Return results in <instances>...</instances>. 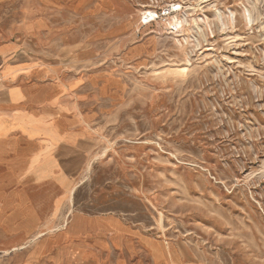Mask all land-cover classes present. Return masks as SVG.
<instances>
[{
	"label": "rangeland",
	"instance_id": "rangeland-1",
	"mask_svg": "<svg viewBox=\"0 0 264 264\" xmlns=\"http://www.w3.org/2000/svg\"><path fill=\"white\" fill-rule=\"evenodd\" d=\"M1 1L48 23L21 114L57 127L40 152L58 168L32 187L49 227L108 215L142 264L150 244L154 264H264V0Z\"/></svg>",
	"mask_w": 264,
	"mask_h": 264
},
{
	"label": "crops",
	"instance_id": "crops-1",
	"mask_svg": "<svg viewBox=\"0 0 264 264\" xmlns=\"http://www.w3.org/2000/svg\"><path fill=\"white\" fill-rule=\"evenodd\" d=\"M20 10L0 0V264H142L143 239L121 220L68 210L53 230L49 224L56 222L45 211L47 203L32 196L35 182L58 168L40 152L42 136L52 144L58 133L55 125L44 131L34 127L41 116L37 112L21 114L39 102L29 86L27 59L32 39L44 34L48 23L42 14ZM59 208L54 201L55 214ZM153 246L148 247L151 264L156 260Z\"/></svg>",
	"mask_w": 264,
	"mask_h": 264
},
{
	"label": "bare ground",
	"instance_id": "bare-ground-1",
	"mask_svg": "<svg viewBox=\"0 0 264 264\" xmlns=\"http://www.w3.org/2000/svg\"><path fill=\"white\" fill-rule=\"evenodd\" d=\"M180 9L179 6H177L176 8H172L173 12H176ZM141 22L140 23H150L153 22L157 19V15L154 11H150V10H146L141 14V17H139ZM186 23V19L185 17H181V13L180 14H175L174 16H172L171 18H169V21L167 23V27H171L174 30H176V32L178 31H182L184 28V24ZM249 23V21H248ZM222 25V24H221ZM220 27V26H219ZM191 39V38H190ZM184 40V39H182ZM181 41V40H180ZM183 44V43H182ZM72 194V191L70 192ZM36 236H41V233H38V235ZM36 238V237H34Z\"/></svg>",
	"mask_w": 264,
	"mask_h": 264
},
{
	"label": "clouds",
	"instance_id": "clouds-1",
	"mask_svg": "<svg viewBox=\"0 0 264 264\" xmlns=\"http://www.w3.org/2000/svg\"><path fill=\"white\" fill-rule=\"evenodd\" d=\"M246 19H247V17H246ZM229 26H230V24H226L224 27L227 28V27H229Z\"/></svg>",
	"mask_w": 264,
	"mask_h": 264
}]
</instances>
